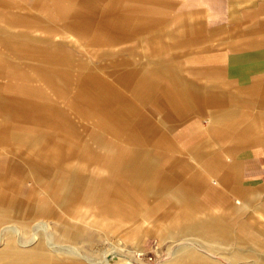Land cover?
I'll return each instance as SVG.
<instances>
[{"label": "crops", "instance_id": "obj_1", "mask_svg": "<svg viewBox=\"0 0 264 264\" xmlns=\"http://www.w3.org/2000/svg\"><path fill=\"white\" fill-rule=\"evenodd\" d=\"M84 1L107 2V8L105 4L98 12L106 21L100 23L94 20L93 15L85 14L84 10L64 11L65 14L57 15L65 18L64 23L55 26L54 31H48L60 34L61 40L57 44L53 42V36H46V31L42 38L31 35L32 20H29L27 45L23 48L28 61L33 62L27 63L32 65V73L27 78L28 86L35 85L36 66L52 60V57L75 63L61 53L41 57L36 52L37 41L50 43L43 46L45 49L57 45L67 49L68 45H62L67 43L61 31L67 33L65 29L70 27L84 34L89 28L88 39L97 43L94 47L101 48L111 32L115 38L125 42L124 46L112 48L124 50L127 55L123 57L125 60L131 57L124 73L130 77H119L117 80L134 82L130 87H133L140 104L146 105L142 112L146 120L141 118L133 122L129 115L121 121L112 116L109 111L115 107L117 99L113 97V89L109 85L83 87L73 102H77L81 118L101 129L105 125L118 130L124 134L125 140L116 139L115 134L105 135L85 124L84 135H79L83 141H79L80 146L76 149L81 157L79 169L72 170L66 180L62 175L58 189L60 193L62 190L60 202L66 214L83 188L82 175L90 173L94 151L104 139L118 152L113 155L100 187L106 189L105 197L109 203L105 205L95 201L92 208L98 209V213L93 214L95 218L92 221L110 226L111 217L115 216L119 221L127 220L123 218L128 214L127 204L123 201L132 197L129 193L126 197L119 195L121 187L126 185L140 198L161 195L163 201L162 206L148 208L143 214L145 218L140 215L143 219L135 229V233L139 231L142 235L138 240L156 233L162 241L166 237L182 241L175 246L173 256L159 264H189L192 256L191 264L208 263L203 254L196 252L198 247L193 244L195 242L202 247L206 243H215L224 249L222 256L237 261L242 256L239 251L258 246L257 239L246 240L247 243L242 245V240L239 243V239L235 238L231 239L233 245H222L224 238L220 235L231 231L228 225L239 226L254 216L261 217L260 211L264 208V202L257 201L258 196L264 193V0ZM122 2L125 8L121 12L115 7ZM57 4L55 0H35L33 8L29 7L42 12L46 6H53L56 10ZM43 14L45 18L54 17ZM78 18L86 20L79 21ZM5 31L1 30L0 34H6L4 40L9 41L10 34ZM170 34L173 40L167 46L165 38ZM133 40L136 44L126 43ZM166 46L184 49L181 59L188 65L187 74L179 68L181 61L158 58V55L164 54L162 50ZM137 47L149 48L157 59L143 60L142 52L133 51ZM41 58L44 60L35 65L36 59ZM120 64L126 66L124 62ZM62 71V68H46L47 74L61 81ZM152 98L154 102H149ZM0 99L3 101L2 97ZM20 103L34 112V120L38 119L63 132L72 131L68 123L71 116L62 108L37 112V104L19 99L13 105L20 106ZM9 113L12 112L8 110L6 114ZM205 115L207 123L201 124L200 118ZM204 135L219 143L217 152L202 148L205 143H201V137ZM40 165L36 162L35 169ZM80 169L87 170V173L82 174ZM111 189L115 193L113 197L108 195ZM228 193L234 195L232 200L228 198ZM166 203L172 204L171 207L176 205V210H162V214L157 216L160 206ZM110 205L112 207L109 208ZM219 208L222 211H218ZM90 213L88 211L87 214ZM39 225L46 232L47 224L39 222L36 228ZM36 233L35 230L29 241L20 244L26 247L36 242L29 249L17 248L10 239L0 251V261L3 264H50L59 260L60 256H51ZM258 233L264 234V229ZM46 242V245L53 244L48 239ZM128 252L134 258V253L138 251L135 248ZM122 264L133 263L127 258Z\"/></svg>", "mask_w": 264, "mask_h": 264}, {"label": "rangeland", "instance_id": "obj_2", "mask_svg": "<svg viewBox=\"0 0 264 264\" xmlns=\"http://www.w3.org/2000/svg\"><path fill=\"white\" fill-rule=\"evenodd\" d=\"M55 1L58 2L56 10L53 9V6H46L42 12H37L30 9V7L33 8L35 0H0V31L6 30L10 34L8 35L9 41L4 40L7 37L6 34H0L1 40H4H0V98L2 97L3 100L0 99V251L7 246L10 239L17 248H32L36 242L26 247H21L20 244L23 241H29L36 230V237L41 238L51 256H60L59 260L50 264H122L123 260L127 258H130L133 264H159L171 258L175 246L181 244L182 241H173L169 237L162 241L156 233H151L139 241L138 239L142 235H139V231L135 233V229L139 226L137 223L145 218L143 214L148 208L159 206V204L162 206L161 195L156 197L149 195L147 199L140 198L137 193L124 185L121 187L119 195L126 197L129 193L132 197V201H123L127 204L128 213L123 218L127 220L119 221L117 217H111L110 226H103L100 222L97 224L92 221L95 218L93 214L98 213V209L92 208L95 201L104 202L105 205L109 203L108 198L105 197L106 189L100 187L111 165L113 155L118 152L117 148L108 145L104 139L93 153L90 173L82 175L83 188L78 198L67 209L69 214H66V209L60 202L62 190L60 193L58 189L61 185V176L64 175L66 180L72 170L79 169L78 161L81 160V157L77 150L80 146L78 143L83 141L79 135H84L87 129L85 124L105 135L115 134L116 139L125 140L124 134L122 135L118 130L105 125L103 126L106 129H101L81 118L80 108L77 106V102L74 104L73 102L76 97H79L78 94L83 87L90 88L92 85L95 88L97 85H109L113 89V97L118 102L109 113L121 121L129 115L133 122L141 118L146 120L145 114L142 113L146 105L140 104L132 90L133 87H130L134 82L117 80L119 77H130L124 73L131 57L125 60L123 57L127 55L124 50L112 48L124 46V39L115 38L114 34L110 32L108 39L102 44L103 47H94L97 43L88 39L89 28L85 29L84 34L77 33L75 28L70 27L65 29L67 33L63 34L61 31L67 43H62V45H68L67 49L64 47L61 49L59 45L52 49L49 47L45 49L43 46H49L50 43L44 44L37 41L36 52L41 57L44 55L53 56L54 53H57L58 56L61 53L75 63H70L71 60L70 62L63 59L55 60L52 57V60L37 65L44 59H36L35 85L28 86V74L32 73L30 70L32 65L29 66V64L33 62L28 61L23 48L27 45V31L31 25L29 20H32L31 35L42 38L46 31V36H53V42L56 44L61 40L60 34H51L48 31H54L55 26L59 27L61 23H64L65 18L57 16L61 13L84 10L85 14L93 15L94 20L100 23L106 21V18L98 12L107 2ZM123 4V2L119 3L115 8L122 12L125 8ZM43 13L51 14L54 17L45 18ZM78 19L79 21L86 20V18ZM168 27L170 28L171 25ZM134 40L126 43L136 44ZM165 40L168 41L166 44L168 46L173 37L170 34ZM167 46L162 50L164 54L158 55V58L168 61L173 58L175 61H181L179 68L183 74H187L188 65L182 63L181 59L184 49H172ZM133 51L142 52L145 61L157 59V55H152V50L149 48L137 47ZM64 56L63 58H65ZM76 62L79 63L76 64ZM123 62L126 66L120 64ZM50 67L63 69L62 77H60L62 81L47 74L46 68ZM18 99L37 104V112L62 108L71 116L68 123L72 127V131L77 134H73L72 131L63 132L38 119L34 120L32 118L34 112L30 111L29 107H24L21 103L20 106L13 105ZM149 102H154V99H150ZM148 107L151 106L148 105ZM8 110L12 113L6 114ZM206 115L205 118H200L201 124L207 123ZM87 131L90 132V130ZM201 143H205L202 146L204 150L217 152L219 149V143H216L208 135L201 137ZM36 162L41 165L35 169ZM190 162L195 163L194 160ZM42 165L46 166L45 169H42ZM80 172L86 174L87 170L80 169ZM108 195L113 197L115 193L111 189ZM227 196L230 200L234 198L231 193H228ZM257 201L264 202V193L258 196ZM171 205L166 203L163 207L160 206L156 215L162 214V210H176L177 206L171 207ZM110 207L112 206L110 205ZM221 208L218 211H222ZM88 211L91 213L87 214ZM260 214L261 217L254 216V218L245 220L243 225H228L227 227L231 231L220 235L221 238H224L221 240L222 245L232 244L231 239L235 238L239 239V243L242 240V245L246 240L257 239L258 246L239 251L242 256L238 257L237 261H231L222 256L224 249H220L215 243H206L202 247L200 243L195 242L193 244L198 247L196 252L205 256V262H208L206 264H264V234L258 233L260 229H264V208L261 209ZM105 218L107 219V216ZM146 220L150 221V218ZM39 222L47 224L46 232L42 230V225L36 228ZM152 228L154 232L155 225ZM46 239L53 244L46 245ZM135 248L138 252H143L145 256L150 254L152 259L146 261L138 257L136 253H134V258L130 257L128 251L132 252ZM196 252L194 254L199 255ZM193 258L192 256L189 259V264L192 263ZM0 264L3 263L0 261Z\"/></svg>", "mask_w": 264, "mask_h": 264}, {"label": "built area", "instance_id": "obj_3", "mask_svg": "<svg viewBox=\"0 0 264 264\" xmlns=\"http://www.w3.org/2000/svg\"><path fill=\"white\" fill-rule=\"evenodd\" d=\"M137 256L140 257V258H143L144 260L146 261H150L152 259V256L149 254V255H146L143 253V252H137Z\"/></svg>", "mask_w": 264, "mask_h": 264}, {"label": "bare ground", "instance_id": "obj_4", "mask_svg": "<svg viewBox=\"0 0 264 264\" xmlns=\"http://www.w3.org/2000/svg\"><path fill=\"white\" fill-rule=\"evenodd\" d=\"M138 255V254H137Z\"/></svg>", "mask_w": 264, "mask_h": 264}]
</instances>
